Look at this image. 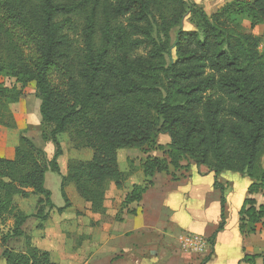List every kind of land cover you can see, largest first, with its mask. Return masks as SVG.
I'll return each mask as SVG.
<instances>
[{
  "label": "trees",
  "instance_id": "obj_1",
  "mask_svg": "<svg viewBox=\"0 0 264 264\" xmlns=\"http://www.w3.org/2000/svg\"><path fill=\"white\" fill-rule=\"evenodd\" d=\"M187 15L196 29H184ZM245 20L251 28L264 23V0H231L211 15L195 0H0V76L20 84L0 82V124L12 127L1 110L31 89L41 101L42 139L55 146L48 160L21 135L14 157H0V227L14 219L0 233L6 264H61L32 243L24 225L34 217L42 230L53 208H69L70 185L92 212L105 214L109 184L122 189L128 180L121 149H163L167 156L142 163L145 181L132 185L126 207L142 200L157 172L179 169L184 159L217 175H246L249 194L264 195V49L258 35L245 31ZM63 134L76 150L93 153L69 159L61 181L66 204L56 207L46 173L61 174ZM161 134L171 139L167 148L158 142ZM214 187L221 192V220L199 264L211 259L228 218L227 185L216 180ZM32 195L36 212L27 214L16 197ZM240 221L246 234L263 229L264 204L246 198ZM22 236L26 251L9 247Z\"/></svg>",
  "mask_w": 264,
  "mask_h": 264
},
{
  "label": "crops",
  "instance_id": "obj_2",
  "mask_svg": "<svg viewBox=\"0 0 264 264\" xmlns=\"http://www.w3.org/2000/svg\"><path fill=\"white\" fill-rule=\"evenodd\" d=\"M195 1L211 15L231 0ZM15 147L16 145L12 146L10 153H0V157L13 158ZM146 153L145 160L149 156L158 157L148 150ZM238 174L224 171L217 175L207 167H198L195 163L189 168L173 167L168 172H157L153 177V185L143 194L142 200L130 204L136 214L128 213V207L126 213L119 217V221L100 222V226L95 228L92 247L84 250L86 255L83 251L76 253L75 258L82 260L79 263L86 260V264L201 263L212 250L209 237L216 231L221 220V192L214 187L218 180L227 185L225 197L228 218L225 228L217 235L212 257L207 264H264V228L259 227L256 233L248 234L240 228V210L245 199L254 197L258 201L259 195L263 194H249L248 188L252 183L250 177L251 180L246 181L243 189H235V181L232 179L238 180ZM129 181L128 179L126 183ZM144 181L145 177L142 183ZM133 184L135 183L131 182V188ZM113 191L118 199L125 192V199L130 190L122 192L117 188L115 192L113 188ZM87 207L90 208V205L87 204ZM89 211L91 210L86 212ZM100 219L102 216H97L95 221ZM52 220L50 217L47 226L41 230L44 231L42 236L48 234V226ZM78 223L77 221L76 226ZM186 234H200L206 238L209 243L207 250L204 253H195L185 249L181 238ZM259 234L263 239L262 244L257 239ZM32 238L35 239L34 236ZM45 250L56 253L51 249ZM64 252L57 259L61 264H67L65 260L70 256V251ZM246 257L253 259L248 260Z\"/></svg>",
  "mask_w": 264,
  "mask_h": 264
},
{
  "label": "rangeland",
  "instance_id": "obj_3",
  "mask_svg": "<svg viewBox=\"0 0 264 264\" xmlns=\"http://www.w3.org/2000/svg\"><path fill=\"white\" fill-rule=\"evenodd\" d=\"M183 26L185 30L196 29L191 15H187L185 17ZM244 29L247 32L258 35L261 40L260 48L261 50L264 49V23L256 26L255 28H251L250 22L245 20ZM175 34L176 29L172 32L173 38L175 37ZM0 82L7 87H12L14 85L18 87L20 86V84L16 82V79L10 76H0ZM32 87L34 86L31 85V88ZM32 91L33 90L30 89L18 103L8 106L6 105L5 108H2L1 111L4 113L5 121L12 127L0 124V153H10L12 151V146L19 144L20 136L25 135L35 144L42 147L46 153V158L51 160L54 155L55 146L52 142H45L42 139L44 126L40 113L41 101L35 96V94L32 93ZM170 141L171 139L168 135L161 134L158 137V142L163 144L164 148H167L166 145ZM61 143L64 150L63 155L58 160L61 167V174L53 171H48L46 173V188L52 192V200L56 207H62L66 204L65 198L62 195L61 181L62 175L67 173V164L69 159L72 157L78 159H89L92 157L93 153L91 149L76 150L73 147L68 134L61 135ZM148 151L152 154H157L158 157L161 158L167 157L163 149H150ZM146 155V151L135 148H125L120 151V167L126 172L128 179L130 180L126 183L124 188L120 189L122 192L123 190L131 189V182L136 184L143 182L144 174L142 171V162L145 160L144 157ZM261 160L264 166V155ZM168 161L170 160L168 159ZM192 163H194L192 160L184 159L181 161V168H189ZM170 168L173 169V166L170 165ZM225 172L233 174L237 173L234 171ZM238 175L240 177L238 180L232 179L235 181L234 187L235 189H243L246 181H250L251 179L246 175ZM113 188H115L116 192V186L114 183H110L106 195L107 212L105 214H98L92 211L86 212L90 210V208H88L87 203H84L80 198L75 186L70 185L67 191L68 194H70L72 205L63 213H59L57 208H53L50 211V217L53 220L49 223L48 234L42 236L44 231L41 232V230L36 229L38 220L34 217H30L24 225V230L26 232H33L32 236H34L35 239L32 240V243L35 246L43 249L54 250V252H56L54 253L56 257L60 256L59 254L61 253L63 254L64 251V253H66V251H70V256H68L69 258L65 260L67 264H86V260L83 263H79V261L82 260H77L75 257L76 253L82 251L86 255L87 253L84 250H88L92 247L93 237L95 238L96 235L95 228L100 226V222L105 223L110 220L114 222L119 221V217L126 213L128 207L130 209L132 207V205L126 207L123 204L122 199H124L125 192H123L121 198L118 199V195L114 193ZM37 199V196L34 195L29 198L17 196L16 203L25 213L33 214L36 212ZM257 203H264V195H259ZM78 209L80 214H77ZM97 216H102V219L98 220V222L95 221ZM35 221H37L36 224ZM77 221L79 222L78 226H76ZM13 225L14 219L12 217H8L5 224L0 227V233L6 234L13 228ZM262 235L264 236V231L262 232ZM257 239L258 242L262 244L263 239H261V234L257 236ZM8 245L15 251H26V239L24 236L12 238ZM0 264H6L5 258L2 256V247H0Z\"/></svg>",
  "mask_w": 264,
  "mask_h": 264
},
{
  "label": "built area",
  "instance_id": "obj_4",
  "mask_svg": "<svg viewBox=\"0 0 264 264\" xmlns=\"http://www.w3.org/2000/svg\"><path fill=\"white\" fill-rule=\"evenodd\" d=\"M181 239L184 248L195 253H204L209 246L207 239L200 234H186Z\"/></svg>",
  "mask_w": 264,
  "mask_h": 264
}]
</instances>
